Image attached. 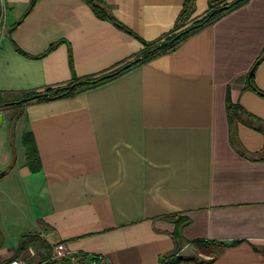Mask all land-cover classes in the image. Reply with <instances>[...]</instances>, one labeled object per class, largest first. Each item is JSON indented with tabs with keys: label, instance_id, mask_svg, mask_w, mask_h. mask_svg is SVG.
I'll return each mask as SVG.
<instances>
[{
	"label": "crops",
	"instance_id": "0c3cea01",
	"mask_svg": "<svg viewBox=\"0 0 264 264\" xmlns=\"http://www.w3.org/2000/svg\"><path fill=\"white\" fill-rule=\"evenodd\" d=\"M31 1L0 0V92L113 70L141 52L137 36L171 32L185 2L104 0L129 32L87 0H38L23 17ZM208 8L209 0H195L188 21ZM263 49L264 0H249L176 48L73 96L0 106V172L13 160V124L24 155L0 176L1 221L12 210L26 219L20 230L46 241L102 253L111 264H157L176 246L171 216L187 217L181 254L193 247L187 241L219 240L229 245L208 264H264V132L241 114L238 151L226 105L229 93L264 123V97L246 87ZM254 81L264 90V57ZM28 130L41 160L36 172L21 149ZM5 237L0 229L3 261L16 249Z\"/></svg>",
	"mask_w": 264,
	"mask_h": 264
},
{
	"label": "trees",
	"instance_id": "16d2710c",
	"mask_svg": "<svg viewBox=\"0 0 264 264\" xmlns=\"http://www.w3.org/2000/svg\"><path fill=\"white\" fill-rule=\"evenodd\" d=\"M37 1L38 0H32L30 2L29 7L27 8L23 17H25L31 11V9L35 6ZM248 1L249 0H209V8L207 12L203 16L195 19L189 24L187 21L194 11L195 0H185L183 9L180 15L178 16L175 26L171 32L165 34L164 36H162L161 38L155 41H147L136 35L142 41L143 48L141 52L138 55H136L133 59L128 60L127 62L123 63L117 68H114L113 70L104 72L97 76L81 77V76H77L76 74H73L71 80L64 84L50 86L43 90H30V91L17 92L20 93V95L10 100L5 99L2 96V93L5 92H0V106L20 104L31 99L42 101V100L73 96L84 87L95 85L101 81L110 79L137 63L144 62L146 60H149L153 57H156L160 54L166 53L176 48L181 42L187 39L191 34L195 33L196 31L200 30L206 25L211 24L221 16L247 3ZM87 2L91 5L97 16L103 19L111 20L117 26L129 32H132L128 27H126L121 21H119L111 13L109 5L104 0H87ZM23 17L12 26L10 30V34L14 30V28L21 22ZM54 46L55 44H52L48 50H51ZM17 49L23 52L19 47H17ZM263 57H264V49L248 73L246 87L253 89L258 94L264 97V90L259 88L254 81V73L256 66ZM70 63L71 66H73L72 54H70ZM226 105H227V114L229 116V122L231 126V135L233 136V143L235 144L238 151L243 152L244 150L239 140L236 137L234 138V132L236 127L235 124L237 119L240 118L241 114H245L255 119L256 120L255 126L258 129L262 130L263 132H264V123L261 122L259 118L255 117L253 114L247 112L243 108V106L240 105L239 103L232 102L229 97V93H227L226 96ZM22 145L24 147L26 164L33 172L39 171L41 169V160L37 149L36 140L32 131L28 130L23 133ZM9 169L10 168H7L4 171H2L0 173V176L4 175ZM171 218L175 221L176 224L175 230L173 231V236L175 238L176 246L170 253L163 254L159 258V262L157 264H181L183 262H189V261H193L196 264H208L212 262L229 245L228 243L219 240L194 239L187 241V243L191 244L192 246H195L198 249V253L195 255L181 254V250L184 244L186 243L183 239L182 229L183 226L186 223H188L190 220L187 217L177 218L174 217V215H172ZM237 242L238 241H232L231 244H236ZM31 243L46 244V240L41 236L40 233L29 231L23 233L20 236V244L18 248L19 249L26 248ZM211 246L212 248H214V250L209 249V247ZM202 253L207 254L209 257L208 258L201 257L200 255ZM9 259H7V261Z\"/></svg>",
	"mask_w": 264,
	"mask_h": 264
},
{
	"label": "built area",
	"instance_id": "2783aa9c",
	"mask_svg": "<svg viewBox=\"0 0 264 264\" xmlns=\"http://www.w3.org/2000/svg\"><path fill=\"white\" fill-rule=\"evenodd\" d=\"M26 249L25 257L12 255L3 264H111L102 253L75 251L62 240L46 241L39 247L29 244Z\"/></svg>",
	"mask_w": 264,
	"mask_h": 264
},
{
	"label": "rangeland",
	"instance_id": "374dc122",
	"mask_svg": "<svg viewBox=\"0 0 264 264\" xmlns=\"http://www.w3.org/2000/svg\"><path fill=\"white\" fill-rule=\"evenodd\" d=\"M194 21V20H192ZM192 21H187L189 24L192 22ZM20 95V93H2V96L5 98V99H12L16 96ZM26 102V101H25ZM23 103H20V104H14V105H10V106H14V107H20ZM20 127L17 126L15 127L14 124L10 127V136H11V150L13 152V160L11 162V165L9 166V168H12L13 166H15V159H16V156L18 158H21L23 157L24 155L22 154L21 150H19V144H20V138H21V135H20ZM14 137V138H13ZM21 144H22V140H21ZM23 145H21V149ZM4 171V170H3ZM2 172V171H1ZM0 172V173H1ZM12 215H16L17 216V220L16 222H12L11 220V216ZM5 217H7L6 220H4L3 222L1 221L0 219V229L1 231H3V233L6 235L5 237V246L6 247H14L16 246V249L14 250L13 254L12 255H20V256H23L25 257L27 254H28V251L26 248H23V249H19L18 246L20 244V236L23 234V233H26V232H29L28 230H20L22 227H20L21 225H24V223L26 222V219H25V222L21 221L18 217H19V214L13 212L12 210H6L5 211V214H4ZM8 222V224L6 225V223ZM32 245L36 246V247H39L41 244H33L31 243ZM210 250H214V248L209 247ZM184 254H192V255H195L198 253V249L193 246V247H189L187 250H185L183 252ZM201 257H204V258H208L209 256L205 253H202L200 255ZM4 261L3 260H0V264H3Z\"/></svg>",
	"mask_w": 264,
	"mask_h": 264
},
{
	"label": "water",
	"instance_id": "95a60500",
	"mask_svg": "<svg viewBox=\"0 0 264 264\" xmlns=\"http://www.w3.org/2000/svg\"><path fill=\"white\" fill-rule=\"evenodd\" d=\"M1 119V118H0Z\"/></svg>",
	"mask_w": 264,
	"mask_h": 264
}]
</instances>
